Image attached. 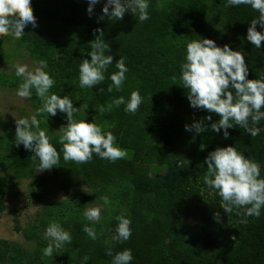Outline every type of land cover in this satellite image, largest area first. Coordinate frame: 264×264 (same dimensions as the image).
Segmentation results:
<instances>
[{
    "label": "trees",
    "instance_id": "1",
    "mask_svg": "<svg viewBox=\"0 0 264 264\" xmlns=\"http://www.w3.org/2000/svg\"><path fill=\"white\" fill-rule=\"evenodd\" d=\"M171 3L185 10L167 14L165 7H157V0H150L147 21L137 22L126 12L122 20L114 22L107 17L101 19L99 3L89 16L87 0H31L37 27L27 25L24 36L17 39L36 60L47 62V71L56 81L50 93L61 97L64 92L73 93L82 103L77 121L81 116L107 124V131L116 136L117 145L128 156L109 162L94 154L87 163L65 162L59 139L49 140L60 156L58 166L53 167L58 173L59 190L69 194L82 179L91 192L43 206L39 224L59 223L70 232L71 244L53 256H44L42 245L37 243L40 234L25 229V235L35 239L39 247L30 254L15 243L16 257L12 258L19 261L26 255V264H111L108 248L113 254L129 248L132 264H264V208L259 217L246 220L242 211L240 215L235 211L225 213L224 202L203 179L205 157L215 148L228 145L257 162L264 177V120L257 125L262 131L255 137L234 127L228 129L229 137L224 139L222 133L210 129V124L219 119L216 114H211V121L204 120L208 130L199 134L194 129L185 131V125L209 113L189 106L187 90L179 79L185 46L199 37L242 50L248 79L264 77V41L257 49L246 40L250 21L259 14L246 5L225 7L226 0ZM97 29L109 43L111 53L105 54L113 55V64L108 66L102 83L81 89L78 68L84 59H90L89 44L99 34ZM9 38L12 36L0 37V54L3 41ZM119 57L125 58L129 71L122 90L109 93L108 76L117 71L115 61ZM20 82L16 76L0 72V85L17 88ZM134 90H139L143 98L135 114L125 113L124 105L99 112L115 97L124 96L127 102ZM32 98L37 99L34 90ZM32 155L22 145L16 147L15 134L9 136L6 162L14 177L32 172L38 163ZM4 194L0 178V211L7 208ZM95 196H107L110 201L108 213L99 223L82 216ZM215 212L220 215L219 222L214 219ZM118 215L132 222V236L123 243L111 239ZM85 224L95 228V241L82 231ZM16 229L20 230L19 226Z\"/></svg>",
    "mask_w": 264,
    "mask_h": 264
},
{
    "label": "clouds",
    "instance_id": "2",
    "mask_svg": "<svg viewBox=\"0 0 264 264\" xmlns=\"http://www.w3.org/2000/svg\"><path fill=\"white\" fill-rule=\"evenodd\" d=\"M100 0H87L86 9L92 15L94 6ZM150 0H105L102 12L110 21H120L126 12L131 13L137 22L149 19ZM31 0H0V37L12 36L22 38L23 29L27 25L37 27L36 18L31 8ZM250 6L258 12V17L250 21L247 29L246 40L257 49L262 48L264 41V0H226L225 7ZM257 25L260 31H257ZM95 39L89 44L90 59H84L79 65V87L93 88L105 80L108 66L113 64V55L109 43L103 38V32L96 30ZM59 59V56H57ZM48 65L45 60L38 61V65L29 68L27 64H16L14 75L20 79L16 89V96L30 100L33 90L42 103L34 115L15 119V145H21L25 150H30L33 161H38V172L50 170L58 166L60 156L57 149L49 142L44 130L40 129L37 116L46 113L56 116L57 112L63 113L67 120L61 126L62 133L59 143L62 145L63 160L78 164L90 162L95 154L100 159L115 162L126 156V151L117 145L116 136L94 122L85 119L79 121L73 118L77 107L68 95L58 96L50 93L56 83L55 79L45 70ZM117 71L109 74L111 84L107 91L113 89L120 92L129 71L125 58L119 57L115 61ZM249 68L242 50H233L229 45L218 46L209 38L194 39L185 46L183 62L180 65V82L187 90L189 106L193 109L205 110L206 115L202 120H195L185 125V131L195 130L196 134L206 130L204 120L211 121V114L218 115V121L210 124V129L222 133L228 139V129L239 127L252 137L262 131L257 125L264 120V77L248 79ZM234 90V91H233ZM143 98L139 90L130 93L127 102L124 96H118L106 106L99 108V112L111 111L113 107L124 105L125 113L135 114ZM251 125V126H250ZM35 129V131L33 130ZM207 165L204 174V184L216 192L223 203L225 213L235 211L237 215L243 212V217H259L264 208V177H261L260 165L253 159L243 155L233 145L217 147L204 159ZM203 167V166H201ZM103 205L110 203L107 196L100 198ZM101 207L87 208L83 217L89 222L99 223L101 220ZM214 219L219 222L218 212L213 213ZM116 226L111 239L113 242L123 243L132 236L131 219L118 215L115 217ZM243 222V221H242ZM82 231L93 241L97 239L94 227L85 224ZM44 237L50 242L43 248L44 256H53L66 244H71L72 236L59 223L51 222L44 231ZM106 255L111 257V264H132L134 260L132 250L124 248L113 254L112 249L106 250Z\"/></svg>",
    "mask_w": 264,
    "mask_h": 264
},
{
    "label": "rangeland",
    "instance_id": "3",
    "mask_svg": "<svg viewBox=\"0 0 264 264\" xmlns=\"http://www.w3.org/2000/svg\"><path fill=\"white\" fill-rule=\"evenodd\" d=\"M172 1L157 0V7H165L167 14L182 13L185 10L180 5H173ZM104 2L105 0H100L99 5L103 7ZM2 45L0 72L15 76L16 64H27L29 68L38 65V60L31 56L28 47L17 38L5 39ZM45 70L47 71V69ZM16 89V87L0 85V178L3 180L4 203L7 207L4 211H0V264H26V255H23L19 261L11 257L12 255L16 257V253H13L15 243L30 254L41 244V254H43V248L50 242L44 237V231L49 224H39L44 216L43 206L45 204L70 201L79 194L88 195L91 192L82 179L77 182L69 194L61 192L57 185L58 173H55L53 168L38 172V163L34 165L32 172L27 176L14 177L12 175V170L6 162V141L11 134H15V119L34 115L42 103L38 97L36 101L32 97L30 100L19 98L16 96ZM62 94V96L68 95L73 106L78 108L73 115V118L77 120L82 103L71 92ZM81 119H85L87 122L94 120L102 128V131L108 129L107 124L96 119H86L80 116L78 121ZM37 120L40 121V129L46 132L49 140L55 137L60 140L62 133L59 128L67 124L63 113L58 111L56 116H50L49 119L46 113H42L37 116ZM33 130L35 131V129ZM126 156H128L127 153ZM92 207L102 208L101 222L104 215L108 213V206L103 205L99 196H95L89 200L84 210ZM17 220L18 222H16ZM18 226L20 230L16 229ZM25 229L40 234L38 245L35 239H30L25 235Z\"/></svg>",
    "mask_w": 264,
    "mask_h": 264
}]
</instances>
